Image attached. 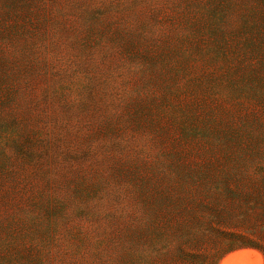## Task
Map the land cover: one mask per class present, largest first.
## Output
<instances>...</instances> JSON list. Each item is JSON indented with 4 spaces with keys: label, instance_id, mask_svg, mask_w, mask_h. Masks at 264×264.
<instances>
[{
    "label": "rangeland",
    "instance_id": "obj_1",
    "mask_svg": "<svg viewBox=\"0 0 264 264\" xmlns=\"http://www.w3.org/2000/svg\"><path fill=\"white\" fill-rule=\"evenodd\" d=\"M248 242L264 0H0V264H264Z\"/></svg>",
    "mask_w": 264,
    "mask_h": 264
},
{
    "label": "trees",
    "instance_id": "obj_2",
    "mask_svg": "<svg viewBox=\"0 0 264 264\" xmlns=\"http://www.w3.org/2000/svg\"><path fill=\"white\" fill-rule=\"evenodd\" d=\"M241 250H255V251L260 252L264 256V246H261L260 244H257L254 242L245 243L244 245H241L238 248H235L229 253H233V252L241 251Z\"/></svg>",
    "mask_w": 264,
    "mask_h": 264
},
{
    "label": "bare ground",
    "instance_id": "obj_3",
    "mask_svg": "<svg viewBox=\"0 0 264 264\" xmlns=\"http://www.w3.org/2000/svg\"><path fill=\"white\" fill-rule=\"evenodd\" d=\"M236 258V257H235ZM248 258V257H247ZM234 260V259H233ZM232 261V260H231ZM228 263H229V261H228ZM234 263V262H233Z\"/></svg>",
    "mask_w": 264,
    "mask_h": 264
}]
</instances>
